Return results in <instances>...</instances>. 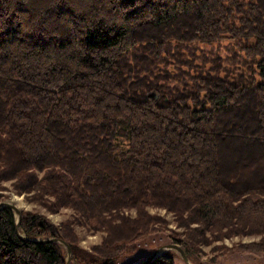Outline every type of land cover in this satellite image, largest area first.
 <instances>
[{"label": "trees", "instance_id": "obj_1", "mask_svg": "<svg viewBox=\"0 0 264 264\" xmlns=\"http://www.w3.org/2000/svg\"><path fill=\"white\" fill-rule=\"evenodd\" d=\"M5 181L105 232L84 251L24 211L20 231L64 239L71 264L135 252L163 227L149 206L176 215L191 259L240 235L264 251V0H0V202ZM16 222L0 209V264H66Z\"/></svg>", "mask_w": 264, "mask_h": 264}, {"label": "rangeland", "instance_id": "obj_2", "mask_svg": "<svg viewBox=\"0 0 264 264\" xmlns=\"http://www.w3.org/2000/svg\"><path fill=\"white\" fill-rule=\"evenodd\" d=\"M225 43L227 44L228 42ZM224 54H228L226 48L224 49ZM12 183L13 181H5L3 183L6 189L1 191L5 195L1 202L10 200L12 195L16 194L23 199L22 214L24 211L39 212L46 215L60 228L64 223H69L78 236L80 248L84 251H91L94 245L101 242L105 232L93 227L94 222L81 215L73 207L64 206L57 211H50L40 203L33 201L31 199V193L17 192ZM148 211L164 218L162 229L142 238L137 243V250L124 255L118 264H140L155 251L169 243H178L185 248L184 244L176 242L174 239L175 236L185 238L186 232V229L178 224L176 215L169 209L160 206H149ZM121 212L131 217L138 215L136 208H125ZM14 214L17 220V213L15 211ZM260 238H262L260 235H240L225 238L221 241L213 242L210 245H202L198 253H196V256L192 259L189 258L192 264H264V251H249L237 248L240 245L258 241ZM221 246L224 248H219ZM168 251L171 252L175 264H187L180 252L176 250Z\"/></svg>", "mask_w": 264, "mask_h": 264}, {"label": "water", "instance_id": "obj_3", "mask_svg": "<svg viewBox=\"0 0 264 264\" xmlns=\"http://www.w3.org/2000/svg\"><path fill=\"white\" fill-rule=\"evenodd\" d=\"M4 207H10V208H12L17 213L16 228H17L18 234L23 239L31 240V241L37 242V243L58 242V243L62 244L65 247V250H66V253H67V261H66V264H71V261L73 259V249H72V246L67 241H65L62 238H57V237L30 238V237L26 236L25 234H23L20 231V223H21L22 211L17 210L16 207L12 203H10L8 200H5V201L0 202V209L1 208H4ZM168 250H176V251L180 252L181 256L186 261V263L187 264H192V262H191V260H190V258L188 256V253H187L186 249L183 248L178 243H169V244L164 245L162 248H160L157 251H155L151 255L150 258L146 259L145 261H143L140 264H146L148 262H151L156 257L160 256L161 254L165 253Z\"/></svg>", "mask_w": 264, "mask_h": 264}, {"label": "bare ground", "instance_id": "obj_4", "mask_svg": "<svg viewBox=\"0 0 264 264\" xmlns=\"http://www.w3.org/2000/svg\"><path fill=\"white\" fill-rule=\"evenodd\" d=\"M8 201L10 203H12L16 207L17 210L21 211V209L23 207V199H22V197H20L19 195L14 194V195H12L11 199L8 200Z\"/></svg>", "mask_w": 264, "mask_h": 264}]
</instances>
